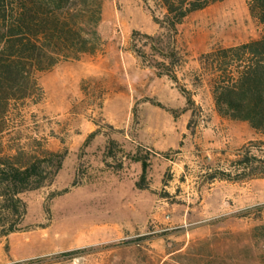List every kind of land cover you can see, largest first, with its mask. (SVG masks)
Returning <instances> with one entry per match:
<instances>
[{"label": "rangeland", "instance_id": "rangeland-1", "mask_svg": "<svg viewBox=\"0 0 264 264\" xmlns=\"http://www.w3.org/2000/svg\"><path fill=\"white\" fill-rule=\"evenodd\" d=\"M230 9L242 28L207 35ZM155 16H165L157 0H104L99 51L39 73L35 95L12 103L3 155H68L52 184L21 195L23 229L0 237V264H260L251 230L264 224V175H237L254 155L264 173V133L218 112L201 58L262 27L248 0L192 13L173 38L178 84L144 37L162 31ZM136 154L150 163L146 188Z\"/></svg>", "mask_w": 264, "mask_h": 264}, {"label": "trees", "instance_id": "trees-1", "mask_svg": "<svg viewBox=\"0 0 264 264\" xmlns=\"http://www.w3.org/2000/svg\"><path fill=\"white\" fill-rule=\"evenodd\" d=\"M157 1L165 9L163 18L155 16L162 31L144 37L162 59L154 65L179 84L172 69L178 59L173 38L187 17L218 0ZM248 2L262 27L261 36L214 49L204 54L201 61L218 112L264 133V0ZM103 14L104 0H0V135L7 130L12 103L35 95L39 73L52 70L63 61L80 60L99 51ZM180 89L188 104L196 105L190 91L182 86ZM95 134L88 137L86 144ZM115 145L117 141L110 138L108 155L114 153ZM67 155L68 151L48 149L3 155L0 150V237L23 229L27 204L21 195L52 184ZM133 159L143 165V183L138 185L146 188L148 157L136 154ZM259 162L256 155L239 159L237 177H243L246 172L253 178L264 175ZM224 178L233 179L231 174H224ZM251 232L258 241L257 260L264 264V224L253 227Z\"/></svg>", "mask_w": 264, "mask_h": 264}, {"label": "bare ground", "instance_id": "bare-ground-1", "mask_svg": "<svg viewBox=\"0 0 264 264\" xmlns=\"http://www.w3.org/2000/svg\"><path fill=\"white\" fill-rule=\"evenodd\" d=\"M210 24L207 35L222 34L242 28L243 19L237 10H218L210 19Z\"/></svg>", "mask_w": 264, "mask_h": 264}]
</instances>
